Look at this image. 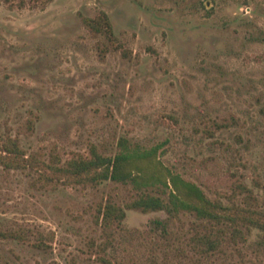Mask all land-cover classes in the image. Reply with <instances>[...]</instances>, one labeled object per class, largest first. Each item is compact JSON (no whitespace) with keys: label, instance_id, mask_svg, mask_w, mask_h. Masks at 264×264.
Segmentation results:
<instances>
[{"label":"rangeland","instance_id":"374dc122","mask_svg":"<svg viewBox=\"0 0 264 264\" xmlns=\"http://www.w3.org/2000/svg\"><path fill=\"white\" fill-rule=\"evenodd\" d=\"M101 11L120 47L84 25ZM122 136L163 143L142 168L155 185L49 178L54 157L112 154ZM170 174L264 199V0H0V264H264L255 230L200 255L186 211L166 231L165 211L141 209L104 226L107 200L166 195Z\"/></svg>","mask_w":264,"mask_h":264},{"label":"trees","instance_id":"16d2710c","mask_svg":"<svg viewBox=\"0 0 264 264\" xmlns=\"http://www.w3.org/2000/svg\"><path fill=\"white\" fill-rule=\"evenodd\" d=\"M83 22L92 33L105 36L106 43L121 46L117 41L111 19L105 11H101L95 17H84ZM107 47L105 44L102 48L104 53ZM162 146L163 143L147 147L122 136L118 142V150L112 154L103 153L97 145H92L89 156L78 154L64 163L54 157L47 164L49 178H64L72 183L97 184L104 180H113L124 184L134 183L137 186H153L161 180L160 177L153 175L145 178L142 175V168L144 163H150L158 158ZM5 150L12 153L14 161L23 153L15 138H9ZM169 177L170 180L166 179L163 182L169 187L168 191H162L166 195L143 190L132 201L126 203V208L107 200L101 209L104 226L121 224L126 217V209H141L144 212L165 211L168 214L167 218H155L152 225L166 231L170 223L179 217L180 212L186 211L194 214L197 223L203 227L202 231L197 229L190 237L192 246L203 257L222 252L227 241L246 242L248 235L254 230L260 234L257 243L264 246V199L261 200L253 188L240 183L233 188L232 193L224 194L228 199L225 202L221 198H210L197 184L179 175L170 174ZM239 195H242V198ZM8 235L16 237L19 234Z\"/></svg>","mask_w":264,"mask_h":264}]
</instances>
